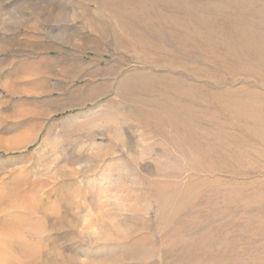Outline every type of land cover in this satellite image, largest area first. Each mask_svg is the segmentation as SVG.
<instances>
[{
    "label": "rangeland",
    "instance_id": "rangeland-1",
    "mask_svg": "<svg viewBox=\"0 0 264 264\" xmlns=\"http://www.w3.org/2000/svg\"><path fill=\"white\" fill-rule=\"evenodd\" d=\"M0 264H264V0H0Z\"/></svg>",
    "mask_w": 264,
    "mask_h": 264
}]
</instances>
